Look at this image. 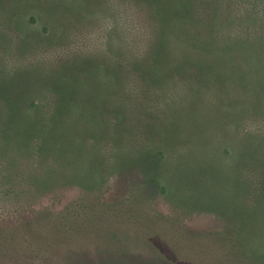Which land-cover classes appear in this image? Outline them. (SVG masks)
Listing matches in <instances>:
<instances>
[{"label":"rangeland","instance_id":"rangeland-1","mask_svg":"<svg viewBox=\"0 0 264 264\" xmlns=\"http://www.w3.org/2000/svg\"><path fill=\"white\" fill-rule=\"evenodd\" d=\"M190 1L0 0V264H264V122L184 81L215 24L264 100V0Z\"/></svg>","mask_w":264,"mask_h":264},{"label":"trees","instance_id":"trees-1","mask_svg":"<svg viewBox=\"0 0 264 264\" xmlns=\"http://www.w3.org/2000/svg\"><path fill=\"white\" fill-rule=\"evenodd\" d=\"M174 2L175 4H177L175 5V7H178V9L181 10L185 14V17L189 20L188 14L192 13L193 11L191 1L190 0H174ZM154 10H153L154 16L159 21L162 20V22L164 23V17H163L164 10L163 9H161L163 11H156V10L154 11ZM178 17H180V14L178 15ZM213 26H214V29H213ZM215 26H216L215 24L214 25L212 24L208 30L209 32L207 30L203 31L197 27L190 29L192 31V37L190 38V41H189L190 47L192 49H196L197 51H199V53L207 57L209 61L198 59L197 61L198 67H196L195 70L189 69L190 67L187 66L186 69L184 70L188 71L189 73H188V77H186L184 81L186 82L187 80L186 83L190 85L191 93H204L205 94L204 98L210 99L211 102L209 103L211 105L219 106L222 103L228 102L227 104H229L230 107L233 108V109L231 108V113H233L232 116L236 115L242 118L244 121V125L248 122L249 119L264 122V100L262 99V97L260 98V100H258L259 97L257 96V93H258L257 90L252 88V86H250L249 83H243L238 88L237 86L240 83L236 81L238 79L236 75L232 74L233 72L231 73V71L228 68H223L224 70L221 68L222 66L220 64H223L222 60H221V63L216 62L218 59V56L216 55V50H215L217 46L219 47V50H218L219 53L221 55L226 54L227 56L228 54H231V50H233L235 47L238 48L240 45L238 46V44H235V43L233 45L227 42H224V43L221 42V40H219L216 37L217 33L215 32ZM203 32H206V34H203ZM245 42H248L251 45H255L254 42L252 44L249 41H244V40L241 41V43L244 46H245ZM160 51L161 50H159L155 46L153 53L161 54ZM218 60L220 61V58ZM203 65H204V68L202 67ZM205 65H210L214 73L212 74L206 71ZM243 76H245V74H243ZM242 79L247 80L246 78H242ZM174 99L176 100V97ZM254 100H257V102H254ZM194 101L196 100H193V101L192 99L187 100L186 104H188L189 106L193 105L195 104ZM196 105H199V104H196ZM199 114H201V111ZM209 130H214L216 133L220 132L218 126L211 127L209 128ZM253 131L254 132L255 131L264 132V126L262 125L260 127H256ZM235 132H240L241 133L240 136L242 138H245L246 135L248 136L249 134V132L244 129L242 131H240L239 127L237 129L236 125H235ZM263 147H264L263 145L259 147V145L255 144L251 148L253 149V151L260 152V151H264ZM236 148L237 147H235V149L233 148L232 150V153L234 151V157L238 158L240 157V155L242 156V159L237 160L238 162H242L243 164L249 165V166L264 163V156H263L264 153L260 152L259 157L252 158L253 155H250L249 157H245L244 153L243 154L239 153V150L237 151ZM142 170L143 172H145V181H147V184L156 183V185H158V182L162 181L163 179L161 178V176H159L160 173H156L155 169L145 168ZM122 171L123 170H121L120 172L122 173Z\"/></svg>","mask_w":264,"mask_h":264}]
</instances>
